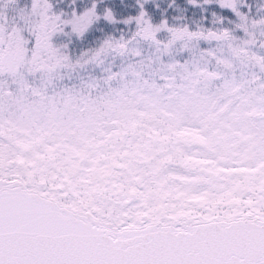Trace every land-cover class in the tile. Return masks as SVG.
<instances>
[{
    "label": "snow or ice",
    "instance_id": "obj_1",
    "mask_svg": "<svg viewBox=\"0 0 264 264\" xmlns=\"http://www.w3.org/2000/svg\"><path fill=\"white\" fill-rule=\"evenodd\" d=\"M0 264H264V0H0Z\"/></svg>",
    "mask_w": 264,
    "mask_h": 264
}]
</instances>
